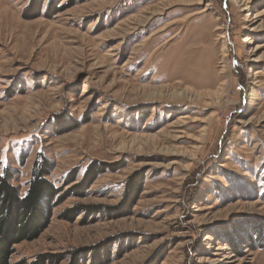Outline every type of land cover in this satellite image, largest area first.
I'll use <instances>...</instances> for the list:
<instances>
[{
	"label": "rangeland",
	"instance_id": "rangeland-1",
	"mask_svg": "<svg viewBox=\"0 0 264 264\" xmlns=\"http://www.w3.org/2000/svg\"><path fill=\"white\" fill-rule=\"evenodd\" d=\"M38 155L11 264H264V0H0V175Z\"/></svg>",
	"mask_w": 264,
	"mask_h": 264
},
{
	"label": "trees",
	"instance_id": "trees-1",
	"mask_svg": "<svg viewBox=\"0 0 264 264\" xmlns=\"http://www.w3.org/2000/svg\"><path fill=\"white\" fill-rule=\"evenodd\" d=\"M34 160L32 177L24 194L11 183L10 171L0 175V264H11L13 245L37 238L47 226L52 204L62 200L60 186L47 179L51 162L40 155ZM91 169L87 168L83 173L85 184H91L100 172L99 169L93 172ZM74 177H70L68 182H72ZM49 257L54 255L40 254L30 264H48L53 261Z\"/></svg>",
	"mask_w": 264,
	"mask_h": 264
}]
</instances>
